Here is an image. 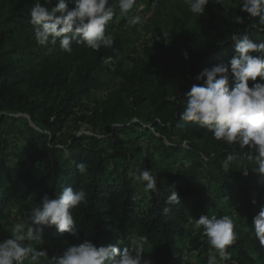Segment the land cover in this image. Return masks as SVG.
Segmentation results:
<instances>
[{
	"label": "trees",
	"instance_id": "1",
	"mask_svg": "<svg viewBox=\"0 0 264 264\" xmlns=\"http://www.w3.org/2000/svg\"><path fill=\"white\" fill-rule=\"evenodd\" d=\"M230 1L234 7L227 9L223 0H209L196 32L175 20L165 38L156 27L137 60L117 58L125 40L116 28L125 20L113 0L115 15L105 28L113 45L94 51L73 41L71 53L58 43L37 44L29 17L35 0H0V228L12 211L30 223L42 195L55 199L70 185L87 194V203L72 210L77 234L44 227V240L96 246L121 240L123 249L146 236L143 256L152 264H191L188 257L201 256L208 241L194 220L229 215L237 240L226 264H264V246L252 230V218L264 207V176L254 171L255 158L179 119L184 94L203 83L194 77L234 55L233 33L264 42V25L240 11L242 0ZM81 125L90 129L80 131ZM230 153L237 159L225 171ZM80 163L87 165L84 174ZM145 167L157 177L156 192L133 179ZM172 190L179 203H168ZM8 237L0 231V241ZM46 251L49 258L57 255Z\"/></svg>",
	"mask_w": 264,
	"mask_h": 264
},
{
	"label": "clouds",
	"instance_id": "2",
	"mask_svg": "<svg viewBox=\"0 0 264 264\" xmlns=\"http://www.w3.org/2000/svg\"><path fill=\"white\" fill-rule=\"evenodd\" d=\"M188 10L197 17L205 13L209 0H184ZM72 7H69V5ZM137 0H116L122 17L131 26L143 24L140 15L128 14L134 9ZM49 5H53L49 7ZM240 11L251 18H258L264 25V0H242ZM115 15L109 0H37L29 11L30 23L35 27V41L40 46H55L66 53L72 52V42L82 44L94 51L110 48L114 38L105 32L106 25ZM243 23V17H237ZM163 37H169L164 32ZM234 55L227 62L205 67L194 79L202 84H192L184 94V109L179 119L193 122L206 128L215 140L228 144H238L241 150L247 149L250 158H255V172L264 176V42H254L247 35L233 33ZM257 53L258 55H253ZM187 59V52L184 53ZM232 78V86L229 79ZM257 78H259L257 82ZM249 81H252L251 87ZM255 153V157H253ZM234 154H227L222 167L227 171ZM186 166H188L186 164ZM81 174L87 172V165H76ZM244 175L248 170L243 171ZM133 179L142 184L145 192L157 191V177L149 168H144ZM83 189L74 190L66 186L55 199L45 193L40 198V206L33 208L29 222H16L7 239L0 241V264H152L144 258L146 236H136L123 249L122 243L96 246L90 241L71 245L60 254L50 258L47 251L34 247L43 244V228L55 226L59 233L77 234L72 210L81 203H87ZM255 203V200L252 201ZM168 203H179L178 193L172 190ZM193 221H189L191 224ZM196 229H202L211 250L208 264H226L231 259L228 247L237 240L234 220L229 215H200L194 220ZM252 230L256 240L264 246V207L252 218ZM210 250V251H211Z\"/></svg>",
	"mask_w": 264,
	"mask_h": 264
},
{
	"label": "rangeland",
	"instance_id": "3",
	"mask_svg": "<svg viewBox=\"0 0 264 264\" xmlns=\"http://www.w3.org/2000/svg\"><path fill=\"white\" fill-rule=\"evenodd\" d=\"M113 1L116 6V0ZM223 1L227 9L234 7V3L232 1ZM35 2H37V0H35ZM40 2H43V0H40ZM149 2H151V0H137L136 6L128 15H138L139 11L137 10V8L140 6V4L144 5L147 9L150 5ZM116 8L118 7L116 6ZM118 18L125 20L123 24H120L116 28L117 33L125 40V48L123 53L117 54V58H133L137 60L144 57L143 54L146 44L149 43L152 33L156 27L160 28L163 33L169 32L172 22L178 20L186 27H188L192 32H196L195 24L198 19L197 16H195L188 10V7L184 3V0H158L157 11L153 15V17L145 24H142V26L129 25L128 19L126 17H122L121 14H119ZM113 61L115 62V59ZM79 129L80 131H88L90 128L88 126L81 125ZM132 137L133 134L122 135L123 139ZM15 144L21 145V142L15 141ZM10 159L13 160L14 158L11 157ZM135 172L136 170L131 172L130 175H134ZM16 222L21 221L18 218L17 212L12 211L11 219L6 223H2L0 231L10 236L11 228ZM68 246H71V244L67 241L49 242L47 240H44L43 244H34V247L42 248L44 250H51L53 254L62 253ZM202 249V254H200L201 256H197V251H194L192 255L188 257V261H190L191 264H208V261H202L203 257H205L204 254H216L218 258V253H215V250H211V246L208 241ZM144 258L151 260V256L149 254L144 255Z\"/></svg>",
	"mask_w": 264,
	"mask_h": 264
},
{
	"label": "built area",
	"instance_id": "4",
	"mask_svg": "<svg viewBox=\"0 0 264 264\" xmlns=\"http://www.w3.org/2000/svg\"><path fill=\"white\" fill-rule=\"evenodd\" d=\"M149 7L146 9L144 5L140 4V6L137 8V10L139 11L138 15H140L143 19V24H145L147 21H149L153 15L155 14V12L157 11L158 8V0H151V2H149ZM107 63H110L113 61L112 58H107L105 60Z\"/></svg>",
	"mask_w": 264,
	"mask_h": 264
}]
</instances>
